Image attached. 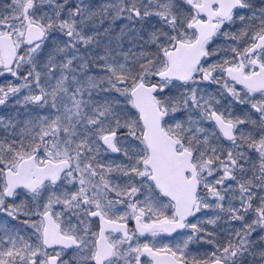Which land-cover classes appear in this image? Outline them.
<instances>
[{
    "label": "snow or ice",
    "instance_id": "snow-or-ice-1",
    "mask_svg": "<svg viewBox=\"0 0 264 264\" xmlns=\"http://www.w3.org/2000/svg\"><path fill=\"white\" fill-rule=\"evenodd\" d=\"M0 264H264V0H0Z\"/></svg>",
    "mask_w": 264,
    "mask_h": 264
}]
</instances>
